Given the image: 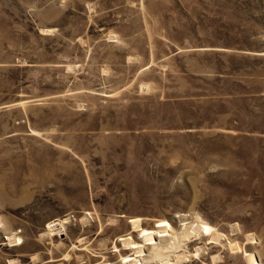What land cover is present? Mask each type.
Masks as SVG:
<instances>
[{
	"label": "rangeland",
	"instance_id": "rangeland-1",
	"mask_svg": "<svg viewBox=\"0 0 264 264\" xmlns=\"http://www.w3.org/2000/svg\"><path fill=\"white\" fill-rule=\"evenodd\" d=\"M0 264H264V0H0Z\"/></svg>",
	"mask_w": 264,
	"mask_h": 264
},
{
	"label": "bare ground",
	"instance_id": "bare-ground-1",
	"mask_svg": "<svg viewBox=\"0 0 264 264\" xmlns=\"http://www.w3.org/2000/svg\"><path fill=\"white\" fill-rule=\"evenodd\" d=\"M162 230H164V229H161V231ZM204 230V229H203ZM165 231V230H164ZM167 232V231H166ZM153 234V233H152ZM152 234H150V233H145L144 234V236H145V238H144V240H150V239H153V238H155V237H153L154 235H152ZM166 234V233H165ZM165 234H160V236H161V238H159L160 240H161V242H165L166 240H165V238L164 237H162V236H165ZM167 238V237H166ZM169 240V239H168ZM160 242V243H161ZM149 243V242H148ZM166 243V242H165ZM164 243V245H165V247L168 245V244H165ZM167 243H169V242H167ZM134 247H136V246H134ZM169 247V246H168ZM138 248V247H137ZM143 248V247H142ZM142 248H138L139 249V251H142ZM129 263V262H128Z\"/></svg>",
	"mask_w": 264,
	"mask_h": 264
}]
</instances>
